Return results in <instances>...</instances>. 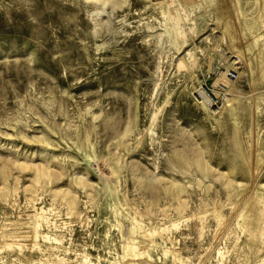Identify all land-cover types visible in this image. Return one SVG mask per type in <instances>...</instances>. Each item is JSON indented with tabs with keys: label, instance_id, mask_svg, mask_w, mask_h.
I'll list each match as a JSON object with an SVG mask.
<instances>
[{
	"label": "rangeland",
	"instance_id": "1",
	"mask_svg": "<svg viewBox=\"0 0 264 264\" xmlns=\"http://www.w3.org/2000/svg\"><path fill=\"white\" fill-rule=\"evenodd\" d=\"M0 264H264V0H0Z\"/></svg>",
	"mask_w": 264,
	"mask_h": 264
},
{
	"label": "built area",
	"instance_id": "2",
	"mask_svg": "<svg viewBox=\"0 0 264 264\" xmlns=\"http://www.w3.org/2000/svg\"><path fill=\"white\" fill-rule=\"evenodd\" d=\"M225 77L228 78V79H232L234 80L235 79V74L234 72L230 71V72H226L225 73Z\"/></svg>",
	"mask_w": 264,
	"mask_h": 264
},
{
	"label": "bare ground",
	"instance_id": "3",
	"mask_svg": "<svg viewBox=\"0 0 264 264\" xmlns=\"http://www.w3.org/2000/svg\"><path fill=\"white\" fill-rule=\"evenodd\" d=\"M201 98L204 100L205 103H207V104L209 103V100H208L205 96H203L202 94H201ZM39 177H41V176H39ZM38 180H39V179H38ZM38 180H37V181H38ZM175 193H176V192H175ZM176 195H177V194H176Z\"/></svg>",
	"mask_w": 264,
	"mask_h": 264
}]
</instances>
